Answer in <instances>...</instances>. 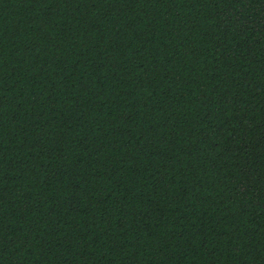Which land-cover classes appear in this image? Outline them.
<instances>
[{"label":"trees","instance_id":"obj_1","mask_svg":"<svg viewBox=\"0 0 264 264\" xmlns=\"http://www.w3.org/2000/svg\"><path fill=\"white\" fill-rule=\"evenodd\" d=\"M0 264H264V0H0Z\"/></svg>","mask_w":264,"mask_h":264}]
</instances>
